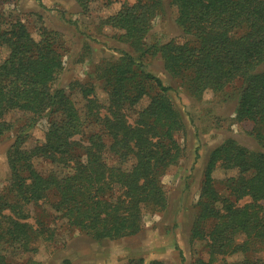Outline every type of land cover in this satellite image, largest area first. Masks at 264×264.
<instances>
[{
	"label": "trees",
	"instance_id": "16d2710c",
	"mask_svg": "<svg viewBox=\"0 0 264 264\" xmlns=\"http://www.w3.org/2000/svg\"><path fill=\"white\" fill-rule=\"evenodd\" d=\"M74 1L88 13L96 0ZM106 2L108 8L113 4ZM165 3L176 9V24L186 39L150 46L147 36ZM102 26L118 33L138 58L122 51L99 67L107 105L93 85H72L86 102L80 111L64 89L54 87L64 70L58 34L41 29L33 37L25 24L0 11V53L6 52L0 60V141L15 128L12 115L28 116L8 152L11 200L0 199V245L9 256L0 255V264H17L13 258L35 252L34 243L46 232L53 234L18 219L15 210L23 205L49 203L71 229L98 242L136 236L146 213L167 209L162 180L182 158L176 135L185 126L171 89L144 67L143 60L156 55L195 99L240 83L237 120L252 124L250 135L260 150L230 139L211 152L192 238L206 241L209 251V260L196 264H215L238 253L240 261L222 264H264L254 255L264 254V0H136L121 5ZM49 115L44 142L24 150L28 132ZM37 159L57 165L59 172L42 175ZM219 170L226 174L220 181ZM237 237L243 241L237 243Z\"/></svg>",
	"mask_w": 264,
	"mask_h": 264
},
{
	"label": "rangeland",
	"instance_id": "374dc122",
	"mask_svg": "<svg viewBox=\"0 0 264 264\" xmlns=\"http://www.w3.org/2000/svg\"><path fill=\"white\" fill-rule=\"evenodd\" d=\"M106 1L93 2L88 13H84L74 0L0 1L1 13L13 21L25 24L33 37H37L41 29L58 34L64 70L58 76L54 87L64 89L80 111L84 110L86 102L78 88L72 89L74 85H93L100 103L107 105L104 84L98 79L99 67L118 59L122 51L138 58L127 44L117 39L118 33L110 27L102 26V21L114 15L121 5H133L136 0H112L113 4L109 8L106 7ZM176 18V9L170 3H165L159 16L153 21V29L146 39L148 45L183 42L186 35L176 24ZM5 57L6 52L2 51L0 60ZM143 64L150 74L171 89L170 99L185 126V131L176 135L183 149L182 158L162 180L168 199L167 209L162 213H146L143 231L136 236L98 242L78 230L71 229L49 203L23 205L15 210L19 215L18 219L35 227L36 224H41L53 234L46 232L34 243L35 252L13 258L14 263L26 264L33 261L40 264H130L131 261L142 259L146 264H196L199 259L206 262L209 260L207 242L192 238L209 156L213 150L230 139L251 151L260 150L250 135L252 124L237 120L240 83H233L221 94L209 91L201 99H195L166 71L160 56H148ZM260 70L264 71V66ZM146 104L147 101H144L141 107ZM27 118L28 116L22 114L12 115L10 119L15 128L0 141V199L4 202L6 199L11 200L8 152L16 134L25 126ZM50 119V115L44 117L28 132L24 150H30L44 142ZM86 137L85 134L84 139ZM34 163L37 171L44 176L59 172L57 165L44 159L34 160ZM60 172L63 171L60 169ZM235 174L234 171L227 176ZM215 177L220 181L226 174L219 170ZM5 213L9 214V209ZM210 227L209 222L205 225V230L208 231ZM242 241L241 237L236 238L237 243ZM0 255L9 256V250L3 244L0 245ZM254 255L264 259L263 253ZM242 258L239 253L221 256L215 264H222L224 260L235 263Z\"/></svg>",
	"mask_w": 264,
	"mask_h": 264
}]
</instances>
